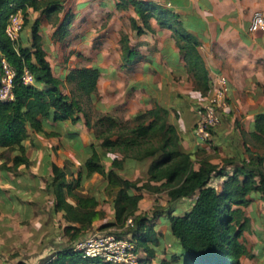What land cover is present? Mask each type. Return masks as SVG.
<instances>
[{"label": "crops", "instance_id": "crops-1", "mask_svg": "<svg viewBox=\"0 0 264 264\" xmlns=\"http://www.w3.org/2000/svg\"><path fill=\"white\" fill-rule=\"evenodd\" d=\"M135 2L143 4L146 19ZM255 12L264 16V0H64L57 20L29 11L18 40L30 46L31 24L38 20L41 46L52 74L62 82L63 94L71 98L72 85L66 78L72 70L98 67L100 73L96 91L82 104L77 121L45 119L42 131L24 142L28 165L13 167L16 152L0 148V258L19 260L24 246L39 241L47 228L52 235L59 223L66 225L54 208L53 165L65 170L67 181L80 176L81 185H87L82 193L95 195L99 190L102 196L107 182L97 173L87 176L85 160L93 149L106 167L112 158H122L100 146L95 128L104 116L127 121L157 106L167 109L168 121L176 127L181 147L192 154L195 168L202 157L220 165L231 159L225 169L230 174L250 155L264 156V138L255 129L256 117L264 115V30H249ZM67 13L72 16L67 33L55 38ZM183 34L196 41L209 77L206 95L187 69L179 47L185 42ZM122 36L138 55L123 54ZM218 74L228 79L229 105L205 143L194 135V103L212 93ZM146 160L125 159L122 174L127 171L136 179ZM216 179L221 183L224 177ZM241 209L246 225L239 238L245 248L240 264H264V201L253 193ZM168 230L166 223L157 229L163 238ZM163 244L169 251L170 244ZM151 263L158 264L156 259Z\"/></svg>", "mask_w": 264, "mask_h": 264}, {"label": "trees", "instance_id": "trees-1", "mask_svg": "<svg viewBox=\"0 0 264 264\" xmlns=\"http://www.w3.org/2000/svg\"><path fill=\"white\" fill-rule=\"evenodd\" d=\"M63 1L0 0V65L4 58L15 69L14 98L0 100V148L16 152L12 158L13 167L29 164L24 142L32 140L33 133L42 131L43 120L77 121L78 113L83 110L82 104L96 91L99 68L81 67L72 70L66 78L72 85L71 98L62 93V82L52 74L41 46L38 20L31 24L30 46L22 45L19 36L11 40L6 34L10 15L19 11L23 25L27 23L29 11H40L57 20ZM134 5L143 18L149 16L140 9L141 2ZM71 18L67 13L54 32L55 38L65 37ZM182 39L185 42L179 47L184 51L187 69L197 79L196 88L206 95L209 77L196 50V41L186 34ZM121 44L124 55H138L127 46L126 36H122ZM25 69L33 78L32 84L22 81ZM97 123L101 125L97 133L101 148L120 153L122 158H112L110 166L106 167L103 157L93 149L84 162L85 173L87 176L100 174L107 182L108 193L114 192L115 222L124 224L132 219L131 241L135 243L136 250L144 254L138 259L140 264H149L154 259L158 264H240L245 248L239 238L246 225L241 206L250 201L253 193L260 194L264 201L263 155H250L243 159L230 174L225 169L232 164L231 159H224L220 165L202 157L195 168L192 154L181 147L178 131L168 121V110L159 106L124 122L104 116ZM255 129L264 138L263 114L256 117ZM127 158L150 159L144 180H130L122 174L123 162ZM52 169V187L56 196L54 208L62 212L66 221L64 236L74 241L105 213L98 208L99 200L95 195L81 192L80 176L67 181L63 168L53 165ZM214 177H224L220 189L213 184ZM143 190L167 193L164 211L167 215L161 217L167 219L168 231L176 239L170 244L169 251L163 248V234L157 231L156 224L137 213ZM183 200L191 203L180 213L175 205ZM43 264L110 263L98 256H87L82 250L70 246L60 248Z\"/></svg>", "mask_w": 264, "mask_h": 264}, {"label": "built area", "instance_id": "built-area-1", "mask_svg": "<svg viewBox=\"0 0 264 264\" xmlns=\"http://www.w3.org/2000/svg\"><path fill=\"white\" fill-rule=\"evenodd\" d=\"M22 23L23 17L19 11L10 15L5 31L11 40L18 38ZM249 30L253 32L264 30V16L262 13L255 12L253 14ZM14 76L15 69L2 58L0 65V100L9 101L14 98L12 91ZM22 81L25 84L33 83V78L27 69L24 70ZM212 83V93L207 97L199 98L194 103V135L205 143L211 140L213 131L221 125L222 112L229 105L227 77L218 74ZM127 223L132 224V219L129 218ZM78 248L84 250L85 255L98 256L110 264H140L136 261L135 243L125 238H118L113 234L94 236L80 243Z\"/></svg>", "mask_w": 264, "mask_h": 264}, {"label": "rangeland", "instance_id": "rangeland-1", "mask_svg": "<svg viewBox=\"0 0 264 264\" xmlns=\"http://www.w3.org/2000/svg\"><path fill=\"white\" fill-rule=\"evenodd\" d=\"M129 124L132 125L131 123ZM100 126L101 125L99 123L96 125L95 128L96 135L98 133ZM6 155L9 156V154ZM149 163H150V159H147L146 162L143 163V165L142 164L140 165L137 178L144 180V178L146 177V169ZM125 172L126 173L124 174V176H129L130 178L134 179L133 176L127 173V171ZM213 183L215 185H219L220 181L219 179H216L213 180ZM86 186L87 185L84 186L81 185V187L79 188L85 189ZM97 192L100 193L99 190L93 191V193L97 196L99 200L98 208L104 210L105 216L102 219H97L93 221V223L87 228V230L83 233V235L80 236V238L74 241H69L68 238L65 237L63 234V228L65 225L62 226V224L59 223L56 226V228H54L55 232L52 233V235H49L50 231L47 228L45 231H43L44 233L41 239H39V241L29 242L28 244H26L24 246V250L20 251L19 260L11 261L10 258L8 259V256L7 257L3 256V258H0L1 261L0 264H43L46 260L50 259L54 254H56L60 248L71 246L74 247L75 249L77 248L76 250H80V248H78V245L80 243L98 235L104 236V235L113 234L118 238L121 237L131 241L130 229L132 228V224L127 223V221L124 224H121L120 222L117 221L115 222V211L112 202L114 199V192L108 193V191L105 190L102 196H100V194H98ZM142 193H143V198L138 203L137 213L147 217L149 219V222H153L154 224H156L157 229L159 228V225H163L164 223L168 224L167 219L165 217H161L162 215L163 216L167 215L166 212H164L168 201V196L166 191L151 193L146 190H143ZM190 203H191L190 200H183L176 203L175 207L179 209L180 213H182L185 209L189 207ZM110 221L115 223L108 225L107 223ZM163 240L165 243L171 244L176 239L169 233V231H167V233H165V237L163 238ZM12 253L17 254L19 252L13 251ZM143 256H144L143 252L137 250L136 261L139 262L138 261L139 257H143Z\"/></svg>", "mask_w": 264, "mask_h": 264}]
</instances>
